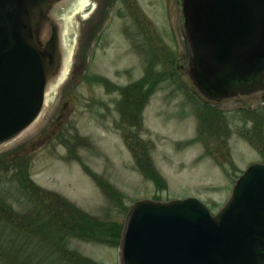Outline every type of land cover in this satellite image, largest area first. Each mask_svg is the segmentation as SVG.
Returning <instances> with one entry per match:
<instances>
[{
  "label": "rangeland",
  "instance_id": "obj_1",
  "mask_svg": "<svg viewBox=\"0 0 264 264\" xmlns=\"http://www.w3.org/2000/svg\"><path fill=\"white\" fill-rule=\"evenodd\" d=\"M138 2L160 39L169 42L171 20L177 22L173 49L165 46L156 53L157 48L147 46L142 56H137L122 36L127 20L118 6L117 18L100 46L81 37L83 13L90 3L95 9L98 1L75 0L59 16L63 17L62 76L47 87L43 109L35 122L0 146V264H11L9 259L18 261L16 264H30L33 259L34 264L58 262L52 255L57 252L54 248L44 246V252H38L41 235L31 234L25 240L20 236L24 233L15 227L17 219L25 215L31 220H44L41 208L45 207L37 208L30 202V194L22 190L17 182L20 176L15 177L11 167L22 166L29 183L69 202L90 220L123 225L129 209L142 200L168 202L194 197L216 214L230 199L246 168L264 162L238 136L236 99L214 106L224 112V127L216 136L225 131L227 138H207L204 133L201 137L205 142H199L202 106L213 105L202 101L186 74L175 72L176 65H186L187 60L182 5L176 13V0ZM109 6L106 0L102 12ZM155 53L158 58L151 57ZM144 73L145 78L137 80ZM148 80L154 82V93L142 108L147 92L143 84ZM137 113L140 118L136 119ZM132 123H139V127ZM126 135L132 138L129 144ZM138 142L147 144V159L162 181L154 183L138 167L133 152ZM67 212L63 208L64 222ZM33 228L36 233L51 235L54 241L57 238L63 252L78 253L98 264H121L120 243L110 246L83 240L67 226L62 243L49 225L35 223ZM24 243L27 245L22 248ZM48 251L52 261L41 262V256L37 259Z\"/></svg>",
  "mask_w": 264,
  "mask_h": 264
},
{
  "label": "water",
  "instance_id": "obj_2",
  "mask_svg": "<svg viewBox=\"0 0 264 264\" xmlns=\"http://www.w3.org/2000/svg\"><path fill=\"white\" fill-rule=\"evenodd\" d=\"M69 1L0 0V146L42 111L62 67L49 14ZM181 1L187 74L203 100L263 92L264 0ZM120 249L121 264H264V164L243 172L217 214L197 198L134 203Z\"/></svg>",
  "mask_w": 264,
  "mask_h": 264
},
{
  "label": "trees",
  "instance_id": "obj_3",
  "mask_svg": "<svg viewBox=\"0 0 264 264\" xmlns=\"http://www.w3.org/2000/svg\"><path fill=\"white\" fill-rule=\"evenodd\" d=\"M163 80V79H162ZM99 81V80H98ZM100 82V81H99ZM153 83L151 81H147V83H144L143 85L146 84L147 87V92H146V97L144 99V102L142 103V108L146 105V100L150 98V95L154 93V88H153ZM129 96H128V102H129ZM134 100V99H132ZM202 110L200 112L201 118H200V129H199V137L198 140L199 142H205L201 135L204 133L207 138H214V137H219L220 135L226 139L227 134L224 132H221L219 136H216L217 131L219 128H223V119H224V112L220 111L219 109L215 108L214 106H202ZM202 111H205V114L202 113ZM221 124L218 127V123ZM133 127L137 128L139 127V123H132ZM203 129V130H202ZM135 139H139V136H136ZM219 140V138H216ZM132 138L130 135H126V142L129 144ZM132 148V146H131ZM148 146L147 144H143L141 142H138V144L133 146V152L135 153V159L136 163L139 168L143 171V173L154 183H158L162 181L161 177L156 173L154 170V167L150 163V161L147 159L148 156ZM13 159H9L8 161L11 162ZM14 162V160H13ZM7 168V167H6ZM16 168V169H15ZM11 172L16 176H20L19 182L21 188L23 191L28 192L30 194L29 200L30 202H33L37 208L45 207V209L41 208V212L45 214L44 220L39 219H34L31 220V216L25 215L24 218L19 217L17 219V225L15 226L20 232L24 233L25 240L29 239V236L31 234H36V235H41L44 237V240L40 236V240H37V245L42 243L41 248L37 246L38 252L40 250L44 252L43 250L45 248H54V256L58 257V262H54L55 264H98L97 262L84 257L78 253H70V252H63V244H58L57 238H55V241L49 236V234H44V233H36L34 232V224L35 223H40L42 225H49L51 228H53L54 232H56L55 235L58 236L59 242L61 241L62 243L64 242V232L63 229L67 226V228L73 233L76 234L77 237L83 239V240H90L94 241L97 243H103L107 244L110 246H117L120 243L121 239V232H122V225L121 224H116L114 225L111 224H102L103 222H98L96 219L95 220H90L89 216L87 217L86 214L79 212L78 209H76L74 206H72L69 202L63 201L58 196L53 195L50 192H46L38 188L34 183H29L30 180L27 174L24 173L22 166L20 167H11L10 168ZM26 176V177H23ZM28 178V179H27ZM37 202V204L35 202ZM63 208L67 210V218H64L66 222L63 221ZM39 211V210H38ZM40 216V215H39ZM76 218L79 220V222H75ZM45 220H48V224L43 222ZM65 224V225H63ZM55 226V227H53ZM13 227V226H12ZM45 243V244H44ZM27 244L24 243L22 245V248H24ZM46 246V247H44ZM44 247V249H42ZM49 252L43 253L45 254V257L43 258L42 255H38L37 259L39 256H41V262H44L45 260H51L49 256ZM9 256L13 258L12 255L9 254ZM12 261L11 264H16L18 261ZM52 261V260H51ZM35 260L30 264H34ZM20 264H27V263H22ZM41 264V263H39Z\"/></svg>",
  "mask_w": 264,
  "mask_h": 264
},
{
  "label": "flooded vegetation",
  "instance_id": "obj_4",
  "mask_svg": "<svg viewBox=\"0 0 264 264\" xmlns=\"http://www.w3.org/2000/svg\"><path fill=\"white\" fill-rule=\"evenodd\" d=\"M96 1H98L99 4L96 5L95 9L93 8L94 5L90 3L87 6L89 8L85 9L86 11L83 13L87 17L84 16L82 18L84 24H83V28L81 29L82 31L81 37L87 42L90 41L91 43H94L96 46H100V44L103 42L102 38L104 36L108 37L109 32L107 31L110 28L113 19L117 18L116 15L117 9L115 7L118 6L120 12L123 13V15L127 20V24L121 30L122 36L128 41V43L131 44L129 46L134 49L133 51L137 56L141 55V52L143 51L144 47L147 46H152V47L154 46L155 48H157L156 53H158L159 49L165 46L172 47V49L176 46L177 43L176 30L178 31L177 22L174 24V22L171 20L172 26H170L169 28V33L172 36L171 40L168 42L166 40L164 41L163 39H160V37L156 33V28L154 24L148 18L142 7L139 5L138 0H113V1L109 0L110 6L106 8L107 12L106 11L102 12L103 6H106V0H96ZM181 5H182V1L176 0V10H177L176 13H178V9L180 8ZM67 7L63 8L61 6H53L49 14L50 17H53L57 20L58 26H55L56 28L54 29L61 28L60 38L63 35V17H59V16L63 15V13L66 12ZM84 27H87V29H84ZM174 27H176V29ZM183 29H184V22H183ZM183 35L185 37L184 32ZM47 40L48 39H45L44 43L47 42ZM185 47H186V39H185ZM61 54H62V50H61ZM162 56L163 55H159V57ZM187 56L188 54L186 48V58ZM151 57L158 58L157 54L156 56L153 55ZM143 62L145 65L144 68H147L148 62H146L145 60ZM186 64H187V60H186ZM175 72L176 75H180L181 73H184L187 76L186 65L183 64L176 65ZM60 73H62V70ZM145 76L146 73H144V75L137 80H141L145 78ZM144 86H146V84ZM236 100L238 103L237 110L240 115L239 116L240 126L238 128V136L244 144H246L249 148L254 149L264 158V91L251 94L248 96L239 95L236 98ZM135 107H136V111L140 110V106L136 105ZM139 113L134 115L136 119L140 118ZM257 163L264 164V162H257Z\"/></svg>",
  "mask_w": 264,
  "mask_h": 264
},
{
  "label": "bare ground",
  "instance_id": "obj_5",
  "mask_svg": "<svg viewBox=\"0 0 264 264\" xmlns=\"http://www.w3.org/2000/svg\"><path fill=\"white\" fill-rule=\"evenodd\" d=\"M62 76V75H61Z\"/></svg>",
  "mask_w": 264,
  "mask_h": 264
}]
</instances>
